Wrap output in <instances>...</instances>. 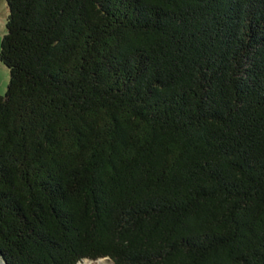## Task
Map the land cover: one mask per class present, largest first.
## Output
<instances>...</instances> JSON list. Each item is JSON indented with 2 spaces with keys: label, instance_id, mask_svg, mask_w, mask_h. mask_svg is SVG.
I'll use <instances>...</instances> for the list:
<instances>
[{
  "label": "trees",
  "instance_id": "obj_1",
  "mask_svg": "<svg viewBox=\"0 0 264 264\" xmlns=\"http://www.w3.org/2000/svg\"><path fill=\"white\" fill-rule=\"evenodd\" d=\"M0 264H264V0H7Z\"/></svg>",
  "mask_w": 264,
  "mask_h": 264
},
{
  "label": "rangeland",
  "instance_id": "obj_2",
  "mask_svg": "<svg viewBox=\"0 0 264 264\" xmlns=\"http://www.w3.org/2000/svg\"><path fill=\"white\" fill-rule=\"evenodd\" d=\"M9 9H7V0H0V45L2 41V37L6 31V18L8 17ZM1 50V49H0ZM10 80L9 69L6 65L0 62V91L4 93L6 90V86L8 85ZM87 260L97 262V264H114L112 260L109 258H99L96 260L88 259ZM85 260V259H83ZM82 260V261H83ZM98 260V261H97Z\"/></svg>",
  "mask_w": 264,
  "mask_h": 264
},
{
  "label": "bare ground",
  "instance_id": "obj_3",
  "mask_svg": "<svg viewBox=\"0 0 264 264\" xmlns=\"http://www.w3.org/2000/svg\"><path fill=\"white\" fill-rule=\"evenodd\" d=\"M99 261H100V259H99ZM77 264H97V262H93V261L85 259L83 261L81 260V261L77 262Z\"/></svg>",
  "mask_w": 264,
  "mask_h": 264
}]
</instances>
